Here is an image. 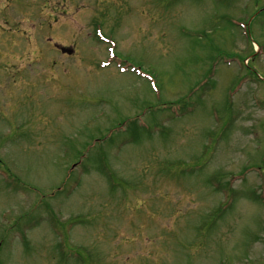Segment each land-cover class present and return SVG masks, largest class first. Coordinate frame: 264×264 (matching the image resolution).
<instances>
[{"label": "rangeland", "instance_id": "1", "mask_svg": "<svg viewBox=\"0 0 264 264\" xmlns=\"http://www.w3.org/2000/svg\"><path fill=\"white\" fill-rule=\"evenodd\" d=\"M0 264H264V0H0Z\"/></svg>", "mask_w": 264, "mask_h": 264}]
</instances>
